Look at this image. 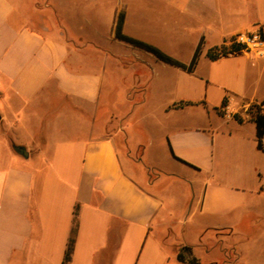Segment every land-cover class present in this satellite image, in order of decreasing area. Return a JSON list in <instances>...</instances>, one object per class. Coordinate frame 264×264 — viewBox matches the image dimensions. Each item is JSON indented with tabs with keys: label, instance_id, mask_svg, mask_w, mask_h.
I'll list each match as a JSON object with an SVG mask.
<instances>
[{
	"label": "crops",
	"instance_id": "crops-1",
	"mask_svg": "<svg viewBox=\"0 0 264 264\" xmlns=\"http://www.w3.org/2000/svg\"><path fill=\"white\" fill-rule=\"evenodd\" d=\"M87 2L64 0L61 25L37 29L13 0H0V264H62L74 213L68 264H184L177 247L195 244L177 224L194 200L191 214L210 216L262 200L264 164L254 157L264 161V136L259 149L253 108L264 111V46L206 52L238 33L261 29L264 40V0H115L107 12ZM119 12L123 33L184 63L201 40L194 69L115 38ZM155 91L151 117L165 126V149L191 169V188L202 187L184 199L182 218L177 197L148 188L147 171L142 185L130 161L124 169L118 128L107 127L106 117L128 115Z\"/></svg>",
	"mask_w": 264,
	"mask_h": 264
},
{
	"label": "rangeland",
	"instance_id": "rangeland-1",
	"mask_svg": "<svg viewBox=\"0 0 264 264\" xmlns=\"http://www.w3.org/2000/svg\"><path fill=\"white\" fill-rule=\"evenodd\" d=\"M13 1L16 8L30 18L32 27L39 29L41 22L48 20L54 25H61L57 11L65 12L64 0ZM86 1L90 5L102 6L103 11L107 12L115 0ZM74 17L67 14V18L72 23L75 22ZM133 99L136 101L138 97L135 95ZM159 100L158 92L149 94L141 105L130 108L128 115L106 117L109 122L107 127L108 131L111 128H118L114 139L124 169H129L128 161H130L137 173L133 172L132 175L140 184H142L140 177L144 178L147 171L146 173L155 179V184L148 188L154 190L158 188L165 195L172 194L177 197L175 213L182 218L186 211L184 199L190 198L192 191L196 195L199 194L202 187L198 182L196 188H191L187 181L191 169L184 165L180 169L173 163L165 149L161 139L165 126L160 119L151 117L156 115L155 106ZM118 105L121 110L124 109L123 102L118 101ZM196 117L199 119L201 115L197 113ZM254 159L259 165L264 164V161L258 157ZM152 161L154 165L150 163ZM168 171L172 174L166 173ZM245 183L250 188L256 185L251 175ZM259 185L264 191V178H261ZM261 198L262 200H245L240 209L220 216H210L199 211L191 214L195 203V200L193 201L185 221L178 223L177 227L182 240L195 244L190 246L193 254L198 258V264H264V193ZM206 227L216 228L205 229Z\"/></svg>",
	"mask_w": 264,
	"mask_h": 264
},
{
	"label": "trees",
	"instance_id": "trees-1",
	"mask_svg": "<svg viewBox=\"0 0 264 264\" xmlns=\"http://www.w3.org/2000/svg\"><path fill=\"white\" fill-rule=\"evenodd\" d=\"M122 23H123V12H119L117 19H116V24L114 28V37L117 39H120L122 41H125L127 43H130L134 46L140 47L149 53H151L156 59L163 61L165 63H168L173 66H177L182 68L183 70H186L188 72H191L198 60L200 51H201V44L202 41L200 40L198 44L196 45L194 52L192 54L191 59L189 62L184 63L171 55L167 54L166 52L162 51L160 48L157 46L150 44L148 42L139 40L137 38L131 37L129 35H126L125 33L122 32ZM259 32L261 34V29H259ZM234 38V36L231 37V40ZM243 46L240 43L237 42H230L228 45L226 44H220L218 46H213L209 48L206 52V55L210 59H215L216 57L220 55H225L227 53L233 52V51H238L241 50ZM264 104V99L261 101V105ZM237 118V116L235 115ZM238 119V118H237ZM253 120L255 122V140H256V146L259 149L263 148V143H262V138L264 136V111L259 105L254 106V113H253ZM172 153V151H171ZM174 156V154L172 153ZM177 158L176 156H174ZM181 160L180 158H177ZM183 161V160H181ZM185 162V161H183ZM187 163V162H185ZM189 164V163H187ZM190 165V164H189ZM192 166V165H191ZM194 167V166H193ZM76 226H77V221H76V213H74V218L72 221V227L70 231V236L68 239V243L66 245V249L64 252V257L62 260V264H68L73 248V242H74V237L76 234ZM176 259L180 262L187 263V264H198V258L193 254L192 252V247L188 244L180 245L179 248L177 249L176 252Z\"/></svg>",
	"mask_w": 264,
	"mask_h": 264
},
{
	"label": "built area",
	"instance_id": "built-area-1",
	"mask_svg": "<svg viewBox=\"0 0 264 264\" xmlns=\"http://www.w3.org/2000/svg\"><path fill=\"white\" fill-rule=\"evenodd\" d=\"M230 42H237L243 46V50L261 51L264 46V40L260 32H243L238 33ZM226 116H229L230 112H225Z\"/></svg>",
	"mask_w": 264,
	"mask_h": 264
},
{
	"label": "water",
	"instance_id": "water-1",
	"mask_svg": "<svg viewBox=\"0 0 264 264\" xmlns=\"http://www.w3.org/2000/svg\"><path fill=\"white\" fill-rule=\"evenodd\" d=\"M16 150L20 153H22L23 155H27V152L25 151V149L22 146H16Z\"/></svg>",
	"mask_w": 264,
	"mask_h": 264
}]
</instances>
